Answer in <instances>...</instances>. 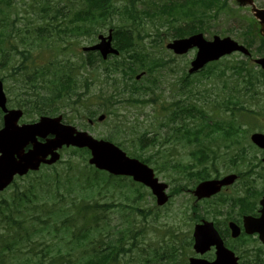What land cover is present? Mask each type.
Here are the masks:
<instances>
[{
  "label": "trees",
  "instance_id": "trees-1",
  "mask_svg": "<svg viewBox=\"0 0 264 264\" xmlns=\"http://www.w3.org/2000/svg\"><path fill=\"white\" fill-rule=\"evenodd\" d=\"M22 1L0 0V70L12 65L11 83L12 85L15 81L20 83L23 96L19 104L32 115L52 113L56 111V107L61 108L65 105H84L82 99L84 93L81 90L89 93L93 85L90 80L88 81L89 77L78 78L71 70L72 67L66 66L67 64H59L58 68L50 65L40 67L37 57H40L44 50L55 49L58 54L66 50L63 48V42L67 37L93 36L107 25L118 29L119 25L113 23L118 16V23L122 28L117 32L115 39L123 56L120 57L121 60L115 58L114 64L106 65L105 62H100H103L105 72L109 76L111 65L115 66V71L112 73L118 72L123 67L124 73L133 76L139 69L152 70L156 64L144 44L145 37L138 29L136 34L133 30H126L123 24L125 20L129 19L131 24L141 26L146 19H152L149 16L154 17L155 14L167 10L181 11L183 14L191 12L190 7L183 10L186 1H172L168 5L163 0H156L161 3L160 12L158 8L151 7L159 5L153 0H124L121 7L116 4V0H65L69 2L63 8L42 0H32L34 2L31 5L20 6L19 3ZM201 2L202 5H209L205 0ZM98 61V56L90 53L83 59V66L89 64L94 67ZM16 63L18 66L15 65ZM237 67L242 68V66ZM53 72H56L55 76L52 75ZM41 74L45 77L42 78ZM1 79L7 81L8 77L4 76ZM259 79L260 76L250 70L247 78H244L246 89L256 87ZM237 99L233 95L228 103L237 106L239 104ZM81 108L87 107L84 105ZM181 115L183 113L175 110L170 121L182 120ZM217 127L219 128L220 125L218 124ZM203 132L204 129L192 131L188 128L185 136L182 135L189 143L198 144L192 151L194 160L187 164L175 165L177 168L189 171L186 175L187 184L188 182L196 184L210 178L211 174L207 170L206 163L209 164L212 160V164L216 166L219 160L220 150L212 148L209 140L205 142L201 138ZM144 137L146 135L139 139V149L142 151L152 144ZM142 158L146 163L151 164L154 161L152 156ZM155 164L160 167L159 164ZM214 169L218 173V170ZM102 173L110 181H116L119 185L123 183L119 177ZM75 181V177L69 174L63 177L58 172L42 173L37 179L28 183L30 188L27 187L26 191L18 189L15 195L11 196L10 203L5 199L4 207L0 204V244L2 245L0 264H6L7 251L14 253L11 257L12 263L15 261V264H20L19 259L23 257L18 255L23 254V249H27L24 259L28 263L34 262L33 264H121V256L132 251V248L135 249L134 246L128 247L129 249L126 247V244H129L128 240H135L132 245L137 247V237L134 236L132 223L129 221L126 227L112 228L106 213L109 211L107 207L114 205H102L95 196L89 194L94 191V186L99 185V181L88 177V185L84 189L80 183L81 179L77 181V186ZM135 190L139 197L144 198L145 195L139 188ZM121 206L125 207L122 204ZM127 207L133 208V206ZM136 209L139 211L140 207L137 206ZM163 255H168V252L164 250L163 254L155 253V256ZM165 261L160 263L155 260L154 264H164Z\"/></svg>",
  "mask_w": 264,
  "mask_h": 264
},
{
  "label": "rangeland",
  "instance_id": "rangeland-1",
  "mask_svg": "<svg viewBox=\"0 0 264 264\" xmlns=\"http://www.w3.org/2000/svg\"><path fill=\"white\" fill-rule=\"evenodd\" d=\"M59 0H53V2L56 4ZM121 0H118V4L120 5ZM152 1V0H147ZM156 3H158L156 0H153ZM167 3L174 2H181L186 1V6L183 10H187L188 7L194 9L192 12L188 14H183L180 12H173L167 10V12H160V9L158 7L153 6L154 8H158L160 13L155 14V16H149V18H152L150 20L146 19L144 25L140 28V31L145 34L149 33L153 36L157 33H162V43L156 44L155 48L153 49L156 51L157 55H163L165 58L174 57L176 60L173 61L172 64L167 65L164 69H161V73L164 74L165 82L162 84V92L164 97L167 98V100L171 99V96L174 93L172 88V84L177 81V79L184 74V70L187 71L188 67L186 65H189L190 60L195 56L196 52L192 51L184 56H177L173 54L171 51L167 50L166 44L173 40V33L166 35L167 29L174 30L177 28L187 29L184 32L186 34H191L193 30L190 29L191 26H193L195 29L205 28V34L208 39H212L214 35L219 36H230L234 40L246 44L245 42V36L243 32L246 31L248 24L252 22V11H251V3L246 1H240V0H215L213 3H210L209 5H202V2L199 1L198 3H191L190 0H164ZM244 3L239 4L238 3ZM258 8L264 7V0H253ZM32 0H25L24 3L29 4ZM63 6L61 4L59 7ZM243 6V7H240ZM248 8V10H246ZM219 11V13L216 15V11ZM173 17H176L177 19L171 21ZM160 18H164L165 20H169L168 25L167 23ZM202 20V21H201ZM254 29L256 33L262 32V28L258 23H254ZM108 28L101 29L102 33H107ZM264 33V31H263ZM97 34V36H98ZM146 38L145 43L146 45L152 49V43L154 37ZM97 42V41H96ZM75 45L73 46L75 49L76 54L82 51L83 46L91 45L95 42H91V39L89 37H81L78 40V43L74 42ZM260 44V40L257 38L252 45L251 49L254 52L253 57L247 59L243 54L241 53H235L230 56H227L222 59V61L218 64L221 67H224L225 64H227L230 61L234 60H248L251 65L255 66L256 63L254 62V58L260 57V54H257L256 48ZM160 45V48L158 46ZM75 53L73 56L75 58L77 57ZM51 56V53L49 51H44L42 54V58L46 59ZM170 68H174L170 70ZM259 68V67H257ZM7 71H3L1 75L7 74ZM230 71L228 72V74ZM201 75L197 76L200 77ZM229 77V76H228ZM223 83L221 79L217 78L216 76H212L209 80H203L202 82H198L196 87L201 92H203L205 89L209 90V98L196 100L197 103L204 104L206 101L215 100L220 101L223 97L224 90L222 89ZM100 85H96L93 87L92 92L95 94H98L100 91ZM6 92L8 94V97L11 98L12 103H15V99L10 96L7 89ZM107 93V91H106ZM10 102V106L12 104ZM209 104L207 106V109L209 107ZM12 107V106H11ZM264 109V104H263ZM119 114H114V119L109 121V117L103 122L97 121L96 123L92 124L89 128L90 132L100 138H108L111 136V134L114 135V141L117 143H120L123 145L121 146L122 149H124L127 153L132 152L135 148H133V144H138L137 136L141 133H144L147 129L148 123L151 122L150 115L154 112V108L152 106L150 107H128V108H121L118 109ZM220 114L228 115L227 112L223 108L220 110ZM105 113L103 110L100 111V113ZM127 113V118H130V121L127 122L124 119H121V116H124ZM74 116V115H73ZM39 117V116H38ZM37 117V118H38ZM35 117L30 116H24L21 121L23 122H30ZM75 119L70 122L71 124L79 127L84 128L82 126V121L88 122L87 117H85L83 120L80 117H74ZM261 119L263 117L261 116ZM109 121V122H108ZM112 121V123H111ZM125 121V122H124ZM131 122H135L137 124V134L134 132H131ZM0 123H1V115H0ZM112 124V126L110 125ZM261 125L264 126V120L261 121ZM258 131H261V129H257ZM264 132V131H262ZM249 135H247L246 140L244 141V146L247 145L250 146V139ZM134 138V139H132ZM133 140V141H131ZM251 145H253L251 143ZM152 148V147H151ZM255 148V146H254ZM159 150V147L150 149V152L154 153ZM163 153V160H168V167H167V174H158V177L164 181L167 182L170 186V191L173 187L176 186V183L173 182V178L175 179H185V173L182 175L181 173H176L175 169L171 167L169 164L173 163H187L191 160V151L193 150V146L183 145L181 141L178 139V136H173L171 143L167 144ZM149 152V155L151 154ZM236 151H233L229 155V151L226 152V157H221L219 159V169L221 174H229V173H238L236 171V167L231 164L229 161L230 157H234V154ZM155 154V158H157ZM255 155L257 156V160L259 158L262 159V153L259 149H249L248 153V160L256 162L254 159ZM72 156L70 149H65L62 153V162L56 164V168L50 169V171L58 170L61 175L65 177V175L68 173V162H70L69 158ZM162 161V160H161ZM162 161V162H164ZM247 162V161H246ZM73 163L76 165H79L81 163L80 158L78 156L74 157ZM165 163V162H164ZM264 166V163H262ZM154 168V166H152ZM166 167V163H165ZM242 168V167H240ZM247 169V167H243V169ZM25 180H18L17 184L23 185ZM134 185L128 180L127 184L123 187H115L116 191L112 192L109 188L108 194L105 195L103 192L101 194V197H99L101 202H106L108 204H122L123 206L132 205V206H138L142 209L141 213L140 211H134L126 207H115L109 210L107 213L108 221L110 222V225L113 227H119L123 228L126 227L128 224L127 222L130 221L135 227L136 230H144L142 235L138 237L139 239V248L140 252H137L136 255H141L142 250L143 251H149L152 253L153 250H158L166 241H168L167 234H170L172 232H175L179 237H181V241L183 240H189L190 235L193 233L194 223L192 220H190L191 217H193V212L191 208H194L193 206L195 203V198H193V193L190 190H185L181 193H177L171 201L168 202L163 207H158L156 204V200L153 198V196H150L151 194L149 191L145 188L142 189V191L145 193V198H137V193L134 190ZM239 187H242L241 185ZM15 187L11 188L8 193L5 195V197H8L10 194H12ZM115 194L114 198H111L110 195ZM233 195V194H232ZM130 197L131 199L127 200V198ZM215 200H211L210 206H215L214 203ZM197 202V201H196ZM207 203H202V211L208 208ZM227 206V205H224ZM123 209V210H122ZM151 211V213H150ZM146 215V217L144 216ZM179 241V240H178ZM165 245V244H164ZM188 253H193L192 246L188 248ZM187 254V251H186ZM133 255H129V257H132ZM184 257H180L179 260H183Z\"/></svg>",
  "mask_w": 264,
  "mask_h": 264
},
{
  "label": "water",
  "instance_id": "water-1",
  "mask_svg": "<svg viewBox=\"0 0 264 264\" xmlns=\"http://www.w3.org/2000/svg\"><path fill=\"white\" fill-rule=\"evenodd\" d=\"M264 16V12L261 16ZM111 39H103L102 42L91 49H99L106 57L109 53H118L112 49ZM199 47L197 59L193 62L191 72L198 70L210 60H215L221 56L232 53L236 50L248 51L232 41L230 38L220 39L215 37L214 42H206L203 35L199 34L189 39L176 40L168 47L174 49L176 53H185L190 48ZM264 67V59L259 60ZM6 98L2 91L0 83V106L7 112L5 116V128L0 130V190L8 186L15 174H25L30 169H38L42 162L53 163L59 159V154L55 152L62 145H76L79 147H89L93 152L92 163L99 168L106 169L114 174H123L133 176L135 180L144 182L151 186L155 195L158 197L159 204L168 200L164 190L165 184L158 183L154 178L153 170L141 163L139 160L130 158L119 147L108 141H97L87 133H76V130L70 126L60 124V118L42 117L40 122L33 124L18 125V120L22 116L21 110L7 111ZM54 133L56 137L47 140L46 143L38 142L37 136L45 137L49 133ZM253 140L264 147V135L255 134ZM33 143V148L27 153L24 148ZM52 158L47 160L49 155ZM235 176H229L221 181H208L201 184L196 194L202 198L211 196L218 192L222 185L230 184ZM195 248L198 252L207 251L212 245L217 246V260L208 262L206 260L192 259L191 264H237L234 254L226 249L214 231L212 225L196 227L195 230Z\"/></svg>",
  "mask_w": 264,
  "mask_h": 264
},
{
  "label": "flooded vegetation",
  "instance_id": "flooded-vegetation-1",
  "mask_svg": "<svg viewBox=\"0 0 264 264\" xmlns=\"http://www.w3.org/2000/svg\"><path fill=\"white\" fill-rule=\"evenodd\" d=\"M226 228H227V226H226ZM248 238H249V239H257V240H258V238H257L256 235H251V237L249 236ZM213 251H214V250H212V251L209 252V253H210V256L213 254Z\"/></svg>",
  "mask_w": 264,
  "mask_h": 264
}]
</instances>
